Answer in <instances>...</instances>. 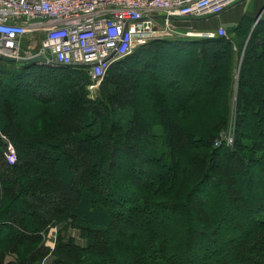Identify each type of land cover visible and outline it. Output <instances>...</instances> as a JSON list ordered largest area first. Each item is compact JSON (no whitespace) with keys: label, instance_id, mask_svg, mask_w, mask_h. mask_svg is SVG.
<instances>
[{"label":"trees","instance_id":"trees-1","mask_svg":"<svg viewBox=\"0 0 264 264\" xmlns=\"http://www.w3.org/2000/svg\"><path fill=\"white\" fill-rule=\"evenodd\" d=\"M248 21L136 46L93 98L87 68L1 63L0 264L42 261L55 226L87 243L49 264H264V18Z\"/></svg>","mask_w":264,"mask_h":264},{"label":"built area","instance_id":"built-area-1","mask_svg":"<svg viewBox=\"0 0 264 264\" xmlns=\"http://www.w3.org/2000/svg\"><path fill=\"white\" fill-rule=\"evenodd\" d=\"M237 0H0V65L43 55L47 63L87 64L93 90L109 66L150 40L180 34L184 20L219 14ZM258 19L255 20V23ZM215 29L187 31L185 36H227ZM232 145V135L225 137ZM217 144V143H216ZM8 164L16 160L9 144Z\"/></svg>","mask_w":264,"mask_h":264},{"label":"rangeland","instance_id":"rangeland-1","mask_svg":"<svg viewBox=\"0 0 264 264\" xmlns=\"http://www.w3.org/2000/svg\"><path fill=\"white\" fill-rule=\"evenodd\" d=\"M221 14V12L219 14H216V15H212V16H209L205 19H200V20H196L194 18H191V20H184L180 23L179 27H178V31L180 32V34H177V35H170V36H165L164 38H171V39H177L178 37L179 38H191V37H199V36H191V37H188V36H185L184 33L187 32V31H193V32H197V31H200V30H206V28H210V29H214L216 27H210L208 25H204V23L207 21V20H215L217 17H219V15ZM255 18V14H251V15H239V18L238 20L241 21L242 19H249L248 23H247V28L249 27V32L251 31V29L254 27V23H255V20L258 19H254ZM261 18H264V16H262ZM260 19V17H259ZM253 20V21H252ZM238 21V22H239ZM237 22V23H238ZM253 22V23H252ZM236 23V24H237ZM234 24V26L236 25ZM234 26H230V27H226L225 29H227V34L226 35H230L228 32H230L232 29H234ZM232 38L235 39L234 35H230ZM135 49V47H134ZM133 49V50H134ZM132 50V51H133ZM17 63L15 64H11V66H9L10 69H13V68H16V65ZM90 85V84H89ZM89 85L87 86V88L89 87ZM99 85L94 88L93 90H89L88 92V96L90 98H93L95 97L96 95V90L98 89ZM233 132H234V120L232 118V122H230L228 128L226 130H224L223 132H220V136H219V139H217L215 141V145L218 146V145H221L222 142L225 143V137L229 134V135H232L233 137V141H234V135H233ZM0 139L2 140V143H4L3 145V148H2V155L3 157L6 159L5 157V154L7 153L8 151V147H9V144H12L13 146V142H11V140L2 132L0 131ZM217 143V144H216ZM233 144V143H232ZM225 145H227L225 143ZM14 148V147H13ZM15 152V150H14ZM7 161V159H6ZM44 174L42 175V179H44ZM134 190V189H131V191ZM54 198V197H52ZM38 205V204H37ZM40 209V206L39 208ZM20 217L22 216H25V215H19ZM69 238H72L73 241H75L78 245L84 247V245H86L87 243V240L83 237L80 236V230L75 228V227H64V226H61V227H51L44 235H43V245L48 249V253L46 254V257L42 259V261L40 262H31L29 264H49L52 262V260L55 258V257H59V258H64L65 255L64 253L62 252L61 248H60V242L61 243H68L69 241Z\"/></svg>","mask_w":264,"mask_h":264},{"label":"crops","instance_id":"crops-1","mask_svg":"<svg viewBox=\"0 0 264 264\" xmlns=\"http://www.w3.org/2000/svg\"><path fill=\"white\" fill-rule=\"evenodd\" d=\"M253 13L255 14L254 19L264 16V0H237L224 9L219 17L213 21L207 20L204 25L206 24L211 28L222 25L226 28L234 26L239 21V15H251Z\"/></svg>","mask_w":264,"mask_h":264},{"label":"water","instance_id":"water-1","mask_svg":"<svg viewBox=\"0 0 264 264\" xmlns=\"http://www.w3.org/2000/svg\"><path fill=\"white\" fill-rule=\"evenodd\" d=\"M2 60L4 62H13V63H17V64H31V65H35V64H38V65H49L47 63V60L45 59V57L43 55H40V54H36L34 55V57H31V58H28V59H20V60H17L15 58H10L8 56L6 57H2ZM55 66H66V65H59V64H54ZM82 67H88L89 65L87 64H84V65H81Z\"/></svg>","mask_w":264,"mask_h":264}]
</instances>
